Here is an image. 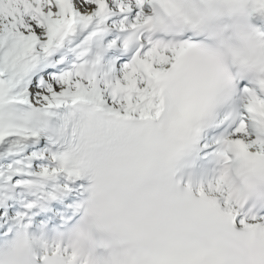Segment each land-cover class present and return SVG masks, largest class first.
<instances>
[{
	"label": "snow or ice",
	"instance_id": "6c2138e0",
	"mask_svg": "<svg viewBox=\"0 0 264 264\" xmlns=\"http://www.w3.org/2000/svg\"><path fill=\"white\" fill-rule=\"evenodd\" d=\"M0 264H264V0H0Z\"/></svg>",
	"mask_w": 264,
	"mask_h": 264
}]
</instances>
